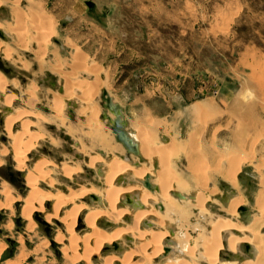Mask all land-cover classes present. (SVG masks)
Instances as JSON below:
<instances>
[{
  "label": "rangeland",
  "instance_id": "obj_1",
  "mask_svg": "<svg viewBox=\"0 0 264 264\" xmlns=\"http://www.w3.org/2000/svg\"><path fill=\"white\" fill-rule=\"evenodd\" d=\"M11 7L7 2L0 8V22L13 24ZM18 7L23 15L43 14L54 31L42 69L32 61L29 51L35 47L31 46L28 52H17L20 58L30 62L28 71L10 63L6 65L10 75L0 70L9 81L18 83L16 89H7L18 97L23 85L37 86V101L28 109L49 120L31 128L45 137L35 144L25 162L28 171L42 158L53 164L48 167L52 169L49 177L56 183L53 181L49 188L48 182H40L41 190L67 193V189L77 190L89 184L100 187L102 170L97 167L91 171L86 167L87 159L80 156L78 145L72 138L66 140L65 130L49 119L45 102L48 91L58 93L49 85L52 76L55 85L63 86L49 69L56 61L55 55L64 70L69 71L71 55L78 50L102 71L103 81L105 75L103 89L122 107L127 130L137 125L149 129L152 119L165 125V130L158 133L159 142L174 138L182 147L185 145L178 161L186 179H190L186 171V152L190 150H196L209 168L227 151L242 156L246 162L240 171V189L251 204L252 196L261 189L264 180V0H20ZM1 31L9 37L8 32ZM80 74L78 78H86ZM97 102L100 119L105 122L103 127H109L102 116L111 119L113 116L102 107L101 92ZM22 105L17 102L15 106L26 108ZM75 108L65 102L64 110L68 112L64 111V115L72 126L81 121L74 114ZM0 114L5 116L6 112L1 110ZM3 119L0 120V190L7 186L13 201L9 209H0V264H74L62 257L58 247L44 245L55 236L59 225L52 222L49 230L43 220L32 218L36 228L32 232L26 229L28 220L20 212L28 192L25 173L20 175L11 159L12 148L3 129ZM27 119L35 122L34 118ZM19 126L16 123L13 132L19 131ZM90 155L103 156L96 148ZM224 160L223 163L229 161ZM61 163L70 167L78 165L80 171L70 181L66 180L60 173ZM218 182L223 195L231 193L219 177L210 187ZM6 202L0 193V203ZM83 202L94 204L90 199ZM239 217L244 218L241 214ZM192 235L195 237L196 232ZM120 247L124 248L122 244ZM116 250L117 246H112L104 253L114 254ZM237 252L241 256L248 253L244 248ZM91 261L101 264V259ZM220 261L231 264L230 259Z\"/></svg>",
  "mask_w": 264,
  "mask_h": 264
},
{
  "label": "bare ground",
  "instance_id": "obj_2",
  "mask_svg": "<svg viewBox=\"0 0 264 264\" xmlns=\"http://www.w3.org/2000/svg\"><path fill=\"white\" fill-rule=\"evenodd\" d=\"M7 2L12 5L13 24L0 22V31L3 29L9 35L8 41L0 40V59L26 72L31 64L17 52H28L34 46L29 53L38 69H42L47 44L54 35L50 20L35 11V14L23 15L18 9L20 0H0V8ZM55 60L49 69L56 74V82L61 81L63 92H47L45 102L49 119L63 128L78 145L80 156L87 159L88 169L92 171L98 167L102 170L100 187L81 185L77 190L67 189V193L39 188L40 182H48L49 188L55 182L49 177L52 169L48 167L53 164L38 159L28 171L25 162L35 144L45 137L31 128L49 120L28 109L38 98L36 85H23V89L18 90V97L7 90L8 87L16 89L18 83L9 81L0 72V111L11 110L3 115L4 119L0 114V120L3 119V129L10 140L11 159L16 170L22 176L25 173L28 192L20 212L28 220L26 229L29 232L36 228L34 218L43 220L49 230L52 222L59 225L61 228L58 227L55 236L44 245L47 247L50 243L52 247H58L62 257L74 264H91L95 258L101 259V264H226L220 259H230L231 264H264V180L250 204L240 189V171L246 162L242 156L227 151L209 168L196 150H190L186 152V171L190 179H186L178 161L180 153L185 152V145L182 147L174 138L159 142L161 135L158 133L165 130V125L152 119H149V129L138 125L130 130L125 128L139 148V156L128 154L115 141L110 127L104 128L105 122L100 119L97 97L106 84L105 75L104 81L101 79L102 71L91 65L78 50L71 55L69 71L64 70L56 55ZM80 73L86 78H78ZM107 93L117 103L111 93ZM17 102H22L26 108L16 107ZM65 102L76 106L74 114L81 120L75 123L76 126H72L64 115ZM201 108L197 106V109ZM28 117L34 118L35 122L29 121ZM16 123L20 130L13 132ZM94 148L100 149L103 156H91ZM223 159L229 161L224 160V164ZM61 164L60 173L66 180L70 181L80 171L78 165ZM217 177L229 186L231 193L223 195L220 192L221 182L210 187ZM146 178L157 188L155 191L144 187ZM9 190L7 186L0 190L7 201L0 203V209L11 206L13 199ZM175 194L183 198L179 199ZM91 195L97 196L99 202L91 200ZM125 196L130 197L132 204L125 202ZM87 199L94 204L84 203ZM241 207L247 208V216L243 219L239 217ZM113 245L117 246V253L105 254L104 250ZM241 248L248 253L238 254L237 250Z\"/></svg>",
  "mask_w": 264,
  "mask_h": 264
},
{
  "label": "water",
  "instance_id": "obj_3",
  "mask_svg": "<svg viewBox=\"0 0 264 264\" xmlns=\"http://www.w3.org/2000/svg\"><path fill=\"white\" fill-rule=\"evenodd\" d=\"M0 38L2 40H5V41H8V39H9L7 36H5V34H3L2 31H0ZM6 65H7V63L2 62V60L0 59V70L2 72H4L6 75H10L11 70L9 68H7ZM54 79H55V77L52 76L51 77L52 82L49 83L51 88H55V86H56L55 83L53 82ZM57 90H58V93L63 92L62 87H58ZM101 98L103 101L102 107L113 116V119H111L110 117H107V116H102V118L109 122V127L114 134L115 141L117 143L121 144L122 147L125 149V151L128 154H132L134 156H139L138 145L129 137V135L127 134V132L125 130L127 123L123 117L120 105L113 102V99L109 96V94L107 93V91L105 89L101 90ZM2 110L6 113L11 111L8 108H4ZM69 112L73 113V111L71 109H69ZM64 138L66 140H69V137L67 135ZM75 145L77 146V144H75ZM100 154H102V153H100ZM144 187L150 191H155L157 189L155 186H152L149 183L148 178H146L144 181ZM175 196L179 199L183 198L179 194H175ZM90 199L93 200L94 202H99V198L97 196L91 195ZM131 201L132 200L130 199L129 196H125V202L127 204H132ZM239 212L242 216H247V208L241 207L239 209ZM113 246L116 247L115 245H113ZM166 251L168 252V250H166Z\"/></svg>",
  "mask_w": 264,
  "mask_h": 264
},
{
  "label": "crops",
  "instance_id": "obj_4",
  "mask_svg": "<svg viewBox=\"0 0 264 264\" xmlns=\"http://www.w3.org/2000/svg\"><path fill=\"white\" fill-rule=\"evenodd\" d=\"M57 41L55 40V43H56Z\"/></svg>",
  "mask_w": 264,
  "mask_h": 264
}]
</instances>
